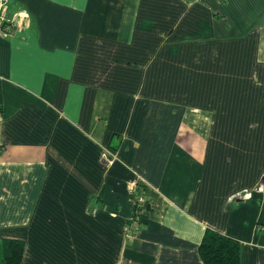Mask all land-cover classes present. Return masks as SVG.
I'll list each match as a JSON object with an SVG mask.
<instances>
[{
  "label": "crops",
  "instance_id": "crops-1",
  "mask_svg": "<svg viewBox=\"0 0 264 264\" xmlns=\"http://www.w3.org/2000/svg\"><path fill=\"white\" fill-rule=\"evenodd\" d=\"M1 16L0 239L23 241L20 264H203L206 229L264 264V0H0Z\"/></svg>",
  "mask_w": 264,
  "mask_h": 264
},
{
  "label": "trees",
  "instance_id": "trees-1",
  "mask_svg": "<svg viewBox=\"0 0 264 264\" xmlns=\"http://www.w3.org/2000/svg\"><path fill=\"white\" fill-rule=\"evenodd\" d=\"M264 192V174L262 177ZM25 245L18 239H0V264H20ZM203 264H240L239 241L206 229L198 247Z\"/></svg>",
  "mask_w": 264,
  "mask_h": 264
},
{
  "label": "built area",
  "instance_id": "built-area-1",
  "mask_svg": "<svg viewBox=\"0 0 264 264\" xmlns=\"http://www.w3.org/2000/svg\"><path fill=\"white\" fill-rule=\"evenodd\" d=\"M12 23L8 18L0 17V37L5 38L11 34ZM139 179V178H138ZM139 182H135L129 189V197L133 206V213L131 221L135 222L141 216L145 206L146 196L144 188L142 187L143 181L139 179ZM132 224V223H131Z\"/></svg>",
  "mask_w": 264,
  "mask_h": 264
},
{
  "label": "rangeland",
  "instance_id": "rangeland-1",
  "mask_svg": "<svg viewBox=\"0 0 264 264\" xmlns=\"http://www.w3.org/2000/svg\"><path fill=\"white\" fill-rule=\"evenodd\" d=\"M262 185V184H261Z\"/></svg>",
  "mask_w": 264,
  "mask_h": 264
}]
</instances>
